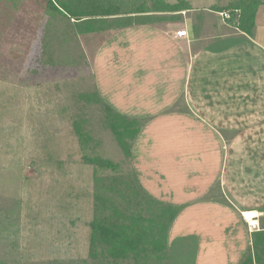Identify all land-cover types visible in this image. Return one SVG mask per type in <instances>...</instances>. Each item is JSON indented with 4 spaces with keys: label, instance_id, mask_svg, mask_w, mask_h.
<instances>
[{
    "label": "rangeland",
    "instance_id": "rangeland-1",
    "mask_svg": "<svg viewBox=\"0 0 264 264\" xmlns=\"http://www.w3.org/2000/svg\"><path fill=\"white\" fill-rule=\"evenodd\" d=\"M43 1L0 0V264H99L89 258L95 178H114L119 172L128 178L133 173L151 197L141 183L138 168L140 157L155 162L160 156L158 135L148 124L177 113L184 101L171 106L169 93L174 85L168 90L165 77L163 85L149 77V69L154 73L155 67L147 61L152 64L155 58L149 60L145 48L141 49L140 37L145 30L75 36L66 28L65 20L47 14ZM163 1L176 4L182 0ZM184 1L191 11L184 12L182 20L169 28L176 25L191 36L198 32L200 40L193 43L196 52L205 46L222 50L239 39L209 40L225 33L220 24L217 30L208 26L221 17L215 8L251 2L257 9L255 19L264 23V0ZM43 30L58 63L54 68H43L37 54L40 48L31 52L34 58L29 57L33 41ZM131 44H138L140 51L125 58L123 49L131 52ZM94 91L104 105H87L80 100L79 94ZM105 106L127 117L139 114L147 119L131 159H126L113 134L102 127ZM77 118L87 120V129L100 141L97 153L119 165V172L85 162V152L94 154L80 146L73 125ZM249 141L245 138L242 146ZM181 158L184 165L188 156ZM171 162L174 160L167 158V163ZM261 173L264 180V169ZM258 189L252 188L253 197H264V181ZM169 253L174 264H195V238H177Z\"/></svg>",
    "mask_w": 264,
    "mask_h": 264
},
{
    "label": "crops",
    "instance_id": "crops-1",
    "mask_svg": "<svg viewBox=\"0 0 264 264\" xmlns=\"http://www.w3.org/2000/svg\"><path fill=\"white\" fill-rule=\"evenodd\" d=\"M229 20L221 16L208 23L211 30L220 24L225 32L210 36L211 42L239 38L222 50L205 46L196 52L193 43L200 35L177 32L176 25L167 30L125 29L126 33L145 30L141 49L145 48L149 60L155 58L152 64L147 61L155 67L154 73L149 69V77L161 85L165 77L168 90L174 85L169 93L171 106L184 101L177 113L148 124L158 135L160 156L158 161L152 159L155 162L140 157L138 168L148 194L185 207L170 229L169 250L177 238L192 237L197 246L195 264H246L249 257L252 264H264L254 247V240L260 241L257 234L264 233V197L251 194L264 181L260 179L264 169V23L257 19L253 34L248 35ZM131 45V52L123 49L125 58L140 51L138 44ZM137 115L130 118L146 119ZM245 138L249 144L242 146ZM183 155L188 156L186 165L180 162ZM167 158L174 162L167 163ZM245 212L258 215V229L248 228Z\"/></svg>",
    "mask_w": 264,
    "mask_h": 264
},
{
    "label": "trees",
    "instance_id": "trees-1",
    "mask_svg": "<svg viewBox=\"0 0 264 264\" xmlns=\"http://www.w3.org/2000/svg\"><path fill=\"white\" fill-rule=\"evenodd\" d=\"M243 4L213 10L220 14L228 11L229 22L252 35L256 26V5L246 1ZM43 5L47 14L65 20L66 28L75 36L106 32L113 34L132 27L165 28L171 23L180 22L183 13L192 9L184 0L176 4H168L163 0H44L42 7ZM183 30L184 28H180L177 32ZM44 32L45 30L39 32V37L33 41L34 52L30 51L29 57L34 58L32 53L40 48L37 54L43 68H54L58 63L46 40V32L44 43L41 44L40 41ZM195 33L198 34L196 31ZM79 98L87 105H104L97 91L81 93ZM105 107L102 127L113 134L126 159H131L134 143L147 119L130 118ZM86 124L87 120L83 118H77L73 122L82 150L94 154L92 156L85 152V162L102 170L119 172V165L97 153L100 141L92 136ZM123 175L119 172L118 177L95 178L89 258L99 264H174L168 247L169 232L185 207L164 203L146 195L133 173L128 178ZM105 179L107 182L103 181ZM257 235L260 241L254 240V247L259 253L258 256L264 257V244H259L264 242V233ZM251 259L249 257L246 264H252Z\"/></svg>",
    "mask_w": 264,
    "mask_h": 264
},
{
    "label": "built area",
    "instance_id": "built-area-1",
    "mask_svg": "<svg viewBox=\"0 0 264 264\" xmlns=\"http://www.w3.org/2000/svg\"><path fill=\"white\" fill-rule=\"evenodd\" d=\"M221 16L224 19H229L230 15L228 13H221ZM243 214V218L247 223L248 228L251 231H254L256 229H258L259 227V220H258V215L255 212H245L242 213Z\"/></svg>",
    "mask_w": 264,
    "mask_h": 264
}]
</instances>
